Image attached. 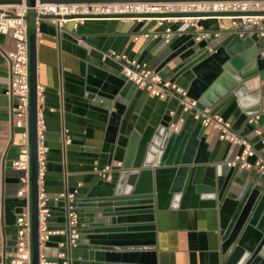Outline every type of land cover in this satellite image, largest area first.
<instances>
[{
    "label": "crops",
    "instance_id": "obj_1",
    "mask_svg": "<svg viewBox=\"0 0 264 264\" xmlns=\"http://www.w3.org/2000/svg\"><path fill=\"white\" fill-rule=\"evenodd\" d=\"M200 24L211 35L210 38L199 39L196 29L179 21L171 23L169 43L164 32H160L157 20H147L142 26L138 20H86L78 25L77 30L73 20H67L63 29L47 20L36 24V82L37 86L46 89L44 114L50 149L46 190L53 213L50 228L64 231V234L53 236L47 243L44 252L49 260L69 264L68 216L64 203L56 201V198L77 191L75 202H78L101 180L95 172L96 168L101 170L124 160L123 150L109 153L108 134L116 110L109 94L97 91L95 85L100 82V76L103 78L101 83L108 89H113L115 83L124 84L119 94L123 99L130 95L120 121V136L143 134L147 128L157 130L166 116L172 119L171 124L184 117L186 123L182 130L188 132L194 131L197 126L190 115L183 113L177 100L161 101L150 97L127 78L124 83L122 66L113 59H105V54L116 52L129 60H136L171 82L175 72L186 61L214 54V50L233 33L247 35L248 46L253 45L252 41L260 44L264 53V37H260L257 27L244 26L239 21L234 25L232 17L201 19ZM14 46L15 42L10 37L0 34V205L5 208L8 201L13 202L15 206H9L12 211L19 209L16 202L22 200L18 197L21 173L13 168L12 163L26 143L25 131L13 128L9 120L11 106L16 105L17 100L6 96L7 54ZM189 95L197 98L199 94L191 89ZM258 100L261 120L256 121L253 128L244 125L240 133L263 154V146L255 131L264 130V72L246 83L245 97L240 104L237 98L232 99L219 115L234 126L243 110L253 109ZM64 129L71 139L67 147L63 146ZM204 135L211 160L229 168L228 164L241 153L242 147L222 141L218 133L211 129H205ZM237 181L241 184L251 181L253 187L263 189L264 195V175L257 170L240 169ZM241 184L238 185L240 189ZM195 205L155 213L154 222L150 225L156 229L157 264H227L229 256L223 252L220 210ZM78 212L82 221L85 216L82 211ZM16 238V220L13 214L8 217L4 212L0 224V264H11ZM84 249L82 245L73 248L72 260L81 259ZM61 254H66L67 259H61Z\"/></svg>",
    "mask_w": 264,
    "mask_h": 264
},
{
    "label": "water",
    "instance_id": "obj_2",
    "mask_svg": "<svg viewBox=\"0 0 264 264\" xmlns=\"http://www.w3.org/2000/svg\"><path fill=\"white\" fill-rule=\"evenodd\" d=\"M194 2H264V0H39L40 4H152L168 5ZM22 0H0V6L22 5ZM30 8L27 21L30 34L31 71V167H32V221L33 264H38L37 232V99H36V0H26ZM228 17H261L262 12H211V13H142L89 17H68L67 20H181ZM45 16L43 21L54 19ZM179 22V21H178ZM166 23L160 28H170ZM247 35L233 33L214 50V54L193 57L176 72L170 83L188 92L199 94L202 110L219 114L232 99L239 104L245 97L246 83L264 72V57L260 44L249 47ZM125 80L126 77L123 76ZM100 76L97 91L109 94L116 112L112 115L108 134L110 154L123 150V166L112 181L100 180L85 197L73 206L82 211L85 218L80 222L78 245L85 247L81 259L72 260L68 247L69 264H140L156 263V235L154 215L157 211L171 208L200 206L219 209L223 252L228 255L227 264H264V195L261 187H253L251 181H237L239 165L229 167L211 160V152L204 135L205 129L197 124L192 132L182 130L171 133L170 117H165L157 130L147 128L143 134L132 133L120 136V121L125 114L130 95L123 99L124 84L115 83L108 89ZM261 114L259 100L253 109H244L233 129L240 132L244 125L253 128L248 120ZM243 135V134H242ZM244 136V135H243ZM241 184V189L238 185ZM200 202V203H199ZM18 210L12 211L8 201L4 208L9 217L20 214L27 204L19 200ZM64 203L68 216V202ZM148 224V225H146ZM66 231L69 234L68 220ZM84 237V239H81Z\"/></svg>",
    "mask_w": 264,
    "mask_h": 264
},
{
    "label": "built area",
    "instance_id": "obj_3",
    "mask_svg": "<svg viewBox=\"0 0 264 264\" xmlns=\"http://www.w3.org/2000/svg\"><path fill=\"white\" fill-rule=\"evenodd\" d=\"M22 5L0 6V34L10 37L14 42V49L7 54L8 63V85L6 96L11 100L16 99L17 104H12L9 112L10 124L13 128L23 129L25 131V146L21 149L16 160L13 161V168L21 173V188L18 197L26 200L27 204L23 211L16 215L17 238L16 249L11 264H33V221L31 209L32 197V167H31V71H30V36L29 23L27 17L30 8L26 5V0H22ZM34 11L37 14L36 24L43 22L41 19L45 16H54L50 19L53 25L63 29L68 17H89L103 15L120 14H142V13H211V12H262L264 11V2H194L177 3L168 5L152 4H40L36 0ZM75 23L74 29L84 23L86 19H72ZM234 25L239 21L244 26H253L258 28L260 37H264V18L261 17H232ZM139 22L141 20H138ZM162 27L166 23L183 21L199 32V39L206 40L211 37L201 26V19H181V20H157ZM172 36L171 27L164 31V37L169 43ZM264 55V53H263ZM105 59H113L122 66V74L135 86L145 90L152 98L161 101L175 99L182 107L184 114L190 115L197 124L205 129H211L218 133L219 138L232 145L242 147V151L236 158L228 164L229 167L239 165L242 170H257L264 175V130L255 133L263 146V154H260L254 143L243 136L240 132L233 129V125L219 114H213L211 110H202L196 100L188 96V92L176 85L165 81L158 74L150 70L147 65L141 64L136 60H129L126 56L116 52H110L104 55ZM45 87L36 86L37 99V232H38V264H57L51 261L45 255V247L53 236L64 234V231L51 230L50 221L52 219V210L49 202L50 198L46 190V176L48 155L50 152L47 143V130L44 114L45 106ZM174 115V113H170ZM261 116L257 115L248 120L253 125L260 121ZM186 119L181 117L176 123L171 124L169 131L171 133H180L183 129ZM68 131L64 129L63 146L67 147L71 143L68 137ZM254 160V161H252ZM123 163L115 162L107 165L103 169H95L100 179L112 181L115 171L121 169ZM77 191L73 194H62L56 198V201L66 199L68 202V243L71 249L78 246L80 235L78 232L81 217L78 210L73 206L76 200ZM4 219V207L0 205V224ZM64 246V245H62ZM61 259H67L66 254L60 255Z\"/></svg>",
    "mask_w": 264,
    "mask_h": 264
}]
</instances>
